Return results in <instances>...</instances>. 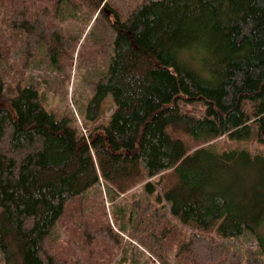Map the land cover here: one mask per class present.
<instances>
[{
  "label": "trees",
  "instance_id": "1",
  "mask_svg": "<svg viewBox=\"0 0 264 264\" xmlns=\"http://www.w3.org/2000/svg\"><path fill=\"white\" fill-rule=\"evenodd\" d=\"M50 16L36 0H0L3 264L127 261L114 250L122 237L95 194L100 182L112 203L142 186L146 201L116 203L112 215L141 225L159 261L176 241L179 264H242L224 241L250 232L248 264H264V0H143L114 24L111 63L84 125L47 110L23 78L36 53L55 62L72 43ZM68 214L78 251L57 230L69 228Z\"/></svg>",
  "mask_w": 264,
  "mask_h": 264
},
{
  "label": "rangeland",
  "instance_id": "2",
  "mask_svg": "<svg viewBox=\"0 0 264 264\" xmlns=\"http://www.w3.org/2000/svg\"><path fill=\"white\" fill-rule=\"evenodd\" d=\"M36 1L43 9L50 12V20L55 24L56 22L60 24L72 43L64 49L63 57L55 62L46 60L44 52L36 53L37 55L35 54L36 56L25 66L23 78L27 82L32 81L37 84L41 103L47 110L54 112L58 117L75 116L78 123L84 125L81 115L83 111H86L89 100L95 94L94 83L107 73L111 63L112 44L115 38L114 24L118 18L122 21L126 20L143 0H105L98 9L94 5V0H61L57 13H55L57 9L55 0ZM20 54L19 51L14 50L10 57L17 67L21 63ZM112 102L111 94L104 98L102 102L104 112L110 108ZM249 144L250 147H255L252 142ZM98 187L101 193L96 189L94 191L98 197L101 195L104 199L106 206L103 211L108 217L111 228L119 234V237H122L119 249L114 250L118 254L123 252L124 256L131 255L121 264H179L176 260L178 242L171 241L169 246L166 245V250L161 251L165 262H161L147 246L142 244L144 239L140 238L142 236L141 225L135 229L128 217L122 220L112 215L113 205L116 203L128 210L132 209L134 198L140 197L146 201L142 186H136L128 194L118 197L114 203L109 200L104 183L100 182ZM143 203L146 204V202ZM87 209L90 210V208ZM71 218L72 215L65 218L69 228L65 229L63 223H60L57 230H59L61 240H65L78 251L81 248L78 226L72 222ZM119 223L122 224L124 231L120 230ZM188 229L183 228L182 234L176 240L184 243L181 236H186ZM136 230H139V233H136ZM224 242L242 256V264H248V250L257 247L256 236L250 232L236 238L226 239ZM146 244L150 247L149 243ZM78 254L80 255V252ZM130 258L136 261L130 262ZM0 264H3L1 252Z\"/></svg>",
  "mask_w": 264,
  "mask_h": 264
},
{
  "label": "bare ground",
  "instance_id": "3",
  "mask_svg": "<svg viewBox=\"0 0 264 264\" xmlns=\"http://www.w3.org/2000/svg\"><path fill=\"white\" fill-rule=\"evenodd\" d=\"M74 204L72 203V204H67L66 205V210L67 211H70V214H73V211H74V209H75V206H73ZM69 215V214H68ZM110 238V237H109ZM111 239V238H110ZM110 244L111 245H113L114 246V244L112 243V242H110ZM112 246V247H113Z\"/></svg>",
  "mask_w": 264,
  "mask_h": 264
}]
</instances>
